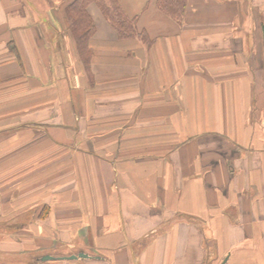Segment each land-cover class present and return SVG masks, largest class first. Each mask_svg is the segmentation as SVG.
I'll return each instance as SVG.
<instances>
[{
    "label": "crops",
    "instance_id": "0c3cea01",
    "mask_svg": "<svg viewBox=\"0 0 264 264\" xmlns=\"http://www.w3.org/2000/svg\"><path fill=\"white\" fill-rule=\"evenodd\" d=\"M71 1L0 0V264H264V0Z\"/></svg>",
    "mask_w": 264,
    "mask_h": 264
},
{
    "label": "trees",
    "instance_id": "16d2710c",
    "mask_svg": "<svg viewBox=\"0 0 264 264\" xmlns=\"http://www.w3.org/2000/svg\"><path fill=\"white\" fill-rule=\"evenodd\" d=\"M187 3L188 0H157L158 8L177 22L183 20ZM91 4H95L100 9L120 37H131L137 34V17H129L118 0H72L66 7V15L70 31L85 63L89 62L91 51L89 43L96 30V25L88 10ZM139 34L146 35L143 32Z\"/></svg>",
    "mask_w": 264,
    "mask_h": 264
},
{
    "label": "water",
    "instance_id": "95a60500",
    "mask_svg": "<svg viewBox=\"0 0 264 264\" xmlns=\"http://www.w3.org/2000/svg\"><path fill=\"white\" fill-rule=\"evenodd\" d=\"M45 258H51V256H46Z\"/></svg>",
    "mask_w": 264,
    "mask_h": 264
}]
</instances>
